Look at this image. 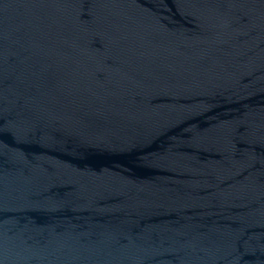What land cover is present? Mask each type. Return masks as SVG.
I'll return each mask as SVG.
<instances>
[{
	"label": "water",
	"instance_id": "obj_1",
	"mask_svg": "<svg viewBox=\"0 0 264 264\" xmlns=\"http://www.w3.org/2000/svg\"><path fill=\"white\" fill-rule=\"evenodd\" d=\"M0 264H264V0H0Z\"/></svg>",
	"mask_w": 264,
	"mask_h": 264
}]
</instances>
